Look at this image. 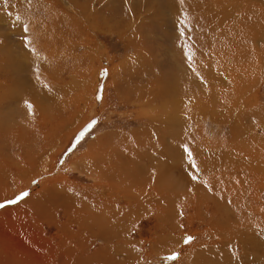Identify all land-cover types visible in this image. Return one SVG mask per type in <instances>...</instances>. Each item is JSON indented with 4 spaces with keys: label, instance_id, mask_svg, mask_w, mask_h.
Returning a JSON list of instances; mask_svg holds the SVG:
<instances>
[{
    "label": "rangeland",
    "instance_id": "obj_1",
    "mask_svg": "<svg viewBox=\"0 0 264 264\" xmlns=\"http://www.w3.org/2000/svg\"><path fill=\"white\" fill-rule=\"evenodd\" d=\"M190 5L191 0H7V5L4 0H0V43L7 44H0V49L6 51L0 52V58L10 54L11 59L24 63L25 58L27 62H31L30 54H33V59L36 56L39 60L37 63L41 62H34L36 71L38 68L46 71L43 72L51 81L55 80V84L64 86L69 93L64 101H70L61 112L62 120H59L57 115V120L49 121L52 125L56 121L51 129L53 136L49 137L50 139L47 137L48 141L44 142L43 137L34 136L33 131L34 124L42 119L37 114L41 106L39 102L32 101L35 115L21 97L16 100L0 98V170L4 169L6 175L7 159H13V153L18 155L23 141L24 148L44 147L47 159L45 164L39 166L42 171L34 178L26 175L33 167L21 169L13 160L14 167L10 171L20 177L23 174L24 176L17 178L12 173L10 176H3L0 181L10 190L18 188L17 193L22 189H29L31 194L50 189L54 181L60 185L69 182L76 186L77 191L83 189L87 194L102 197L105 189L99 186L100 182L80 169H75V164L81 160L85 163L91 153L108 151L111 144H119L118 139L124 136L127 143L123 141L124 145L118 149L119 153L127 149L132 150L135 146L134 152L128 151L131 153L129 159L134 157V160H138L142 155L143 159L138 161L143 166L146 167L149 163L148 166L153 167L150 163L152 161L157 164L150 172L157 168L155 178L162 179L160 183H164L163 186L172 181L169 184L171 191L166 192L162 198L167 213H161L167 216L169 226L172 220L181 222L184 226L183 233L174 226V236L193 232L196 241L187 244L190 245L189 253L208 245L211 241L209 236L203 240L205 244H201V237H197L206 234L204 220L197 218L191 209L183 210L182 191L189 184L190 177L185 179L186 177L180 175L182 178L178 176L179 178L174 179L165 169L166 165L177 166L175 160L184 162L179 167L189 166L187 155L181 148L187 142L196 141L201 144L203 141L205 152L211 149V155L220 156L216 153H221L223 148L227 150L229 143L233 142L231 128L237 123L238 127L245 128L243 130H247V127L249 130L252 126L250 129L264 132L261 127L264 121L258 118V115L264 116V20L253 25L250 34L240 35L234 40L235 46L243 52L242 57L238 55L235 46L233 49L221 45L224 51H220L221 36H228L222 31L213 38L210 37L209 46L202 44L197 51V47L190 43L192 37L188 12H184L187 13L185 20L184 13L181 12L182 8L188 10ZM17 14L21 16V22H29V36L33 40L30 47L35 48V53L29 51L28 46L22 43L21 23L15 21ZM181 20L184 21V29L189 33L186 38L177 41ZM181 44L192 47L194 59L191 66L185 59L187 49L182 53ZM21 49L27 54L22 55ZM232 51L233 54L228 53ZM48 58L52 60L49 61ZM30 64L26 63L27 67ZM3 68L6 70L7 65ZM199 77H203L207 83H202ZM0 81H3L2 78ZM101 85L102 101L96 98ZM3 90L4 87L0 86V95ZM193 92L195 94H192ZM34 116H38V121L33 120ZM226 116H230L232 120ZM94 118L98 123L88 128L87 125ZM81 132L83 136L77 142L76 138ZM130 136L132 139L127 140ZM155 144L159 145L160 152L153 151L156 150L153 149ZM198 147L202 148L199 145ZM174 148L179 151H174ZM118 151L112 150L108 153L118 158L115 155ZM136 154L140 157L137 158ZM156 155L157 158H154ZM101 158L104 160L106 156ZM116 162V159H111V166L114 167ZM100 165L103 166L102 163ZM150 172L144 176L149 177L148 185L153 179ZM251 182L258 184L255 183V188L250 193L254 203L248 204V210H261L262 215L260 214L259 218L264 220V182L254 180L253 176ZM150 188L147 194L151 198L149 206H153L152 202L161 200V196L153 194ZM105 197L113 205H126L125 200L116 195ZM16 204L7 205L10 209L4 210L0 216V226L11 229L8 233L11 238L0 244L14 245L13 247H19L20 250L34 248V233L39 230L46 232L47 225L25 210L11 209ZM130 207L131 205L126 206L124 210L130 211ZM143 209L145 212L140 211L128 216L134 218L139 215L135 220L143 221L141 230L136 229L135 224L126 230L127 233L141 231L138 235L134 233L136 240H147L143 250L148 255L142 264H174L168 259L170 255L153 257L149 253L151 247L159 248L156 231L159 230L157 220L162 214L146 207ZM46 236L57 238L54 229ZM101 243L102 240H97L95 249H99ZM70 244L72 247L73 243ZM179 245L183 247L186 244L180 242ZM185 255L179 261L180 264H187L189 256ZM150 256L152 257L146 260ZM129 261L127 259L125 263L129 264Z\"/></svg>",
    "mask_w": 264,
    "mask_h": 264
},
{
    "label": "bare ground",
    "instance_id": "obj_2",
    "mask_svg": "<svg viewBox=\"0 0 264 264\" xmlns=\"http://www.w3.org/2000/svg\"><path fill=\"white\" fill-rule=\"evenodd\" d=\"M181 12H188V22L192 37L190 43L197 47V51H199L202 44L204 46H209L210 37L213 38L219 31L227 33L228 36L222 35L219 41L220 51L223 53L224 49L221 48V45L234 49L236 44L234 42L235 39L240 35L245 36L250 34L252 26L264 20V0H191L190 8H188V10L182 8ZM185 19H187V17L183 20ZM6 45L7 44L4 46ZM236 49L238 55L242 57L243 52H240L238 47H236ZM22 50L24 49L20 50L22 55L27 54ZM0 52L3 53L6 51L0 49ZM228 53L233 54V51ZM228 53L225 54V57H227ZM30 55L31 62H28L31 64L28 67L27 65L29 63L27 62V58H25L26 62L24 63H22V61L21 63L15 61V58V60L11 59L10 54H7L5 58H0V78L3 80L2 82L0 81V86L4 87L0 98L16 100L21 97L24 101L27 100L31 103L33 100L38 101L41 106L37 114H39L42 119L38 121V116L33 117V120L38 121L33 126V131H35L34 136H42L43 141L47 142V137L51 138V136H53L51 129L54 128L53 125L56 122L54 121L52 125L49 121L57 120L58 116L59 120H62V116H60L61 112L70 102L64 101V98L67 97L69 93L64 86L55 84V80V82L51 81V78L49 79L46 76L47 74L45 75L46 71L43 70L44 73L39 68V71H36L34 62L37 63L39 60L35 58L36 56L33 59V54ZM40 56H42V54ZM248 56H250V54H248ZM199 58L198 60H200ZM6 65L7 68L6 70L3 68L4 71L2 67ZM192 94L195 93L193 92ZM34 108L35 106L32 108V111L36 115ZM32 111L30 112L31 115ZM214 117L215 116H213V118ZM226 117L230 118V116ZM258 118L262 122L264 121V116L258 115ZM232 122L233 121H231V123ZM237 125H239V123L233 125V129L231 128L233 142H228L229 148L227 150L226 148H221L222 152L219 154L216 153L220 156H216L215 154L211 155V149L205 152V144L203 141L201 144H198L196 141L193 143L187 142L196 157L197 163L201 166L199 181L191 180L190 173L192 169L189 166L183 165L179 167V165L184 163L180 160L174 159L177 166L174 165V167H172L170 164V167L166 165L167 169L163 168L168 170V172L172 174H170L171 177L174 179L178 176L181 177L180 175L186 177L185 179L190 177L189 184L184 188V192L182 191L184 198V200H182L183 210L186 211L191 209L197 215V218H202L204 220L206 234L197 237H201V244H205L203 240L207 236H209L211 241L205 247H201L202 249L198 247V249L192 251L193 253H189L190 245L181 247L179 244L182 242L183 236L192 235L193 232L175 237L173 233L174 226H176L179 232L183 233V228L179 227L182 223L173 220L170 226L167 223V216H165L167 213L166 205L164 206L162 198L166 192L171 191L172 187H170L169 184L172 183V181L169 183V178L167 177L168 180H166V182H168H164L169 184L163 186L162 184L164 183H160L162 179L159 180L155 178L152 179V183L148 185V182H150L149 177L144 176L150 172L153 167H157V164L155 165V162L152 161L150 163L154 165L153 167L152 165L148 166L149 163L146 167L143 166L141 162L138 161L143 159L139 151L141 157L136 155L138 156L137 158L140 157V159L134 160V157L133 159H129L128 156H131L130 152L136 150L134 145L132 150L127 149L123 151V153L122 151L119 153L118 149H120V147L122 148V144L124 145L123 141L126 138L124 136L123 138H119L118 136L119 139H117L119 141L117 142L120 143L108 145L110 149H107L108 151L117 150L118 153L116 152L117 154L115 155L118 158H115V156L108 153V151H105V154L103 152H97L96 154H89V158L86 159L85 163H82L83 160H81L75 164V169H80L83 173L93 176L100 182L99 186L105 189L102 197H96L89 193L87 194L83 189H81L82 191H77L76 186L69 184V182L66 185H60L56 184L54 181L50 189L47 188L45 191L42 190L39 194L33 193L11 207V209H22L32 214L35 219L43 221L47 225V229L46 232L39 230V232L36 231L34 233L36 241L34 248L20 250L19 247H13L14 245L6 246L0 244V264H126L125 261L127 259L130 260L129 264H142V261L148 255V253L143 250L147 240H136L137 238H135L136 236H134V233L136 232L138 235L141 231L136 230L134 233H127L126 230L127 228L130 229L133 224L137 225V228L135 227L136 229L141 230L143 221H138L139 219L135 220L139 215H136L134 218L128 216L132 213L144 211L143 207L153 212H163L165 214L163 215L161 213L162 215L157 220L159 230L156 232L159 240L157 246L159 248H150L149 253L152 254L153 257L171 255L173 250H179L181 253L179 259L177 261L170 259L174 264H180L179 261L185 254L189 256L187 264H264V220L259 218L261 210L259 211L257 208H255V210H248V204L253 205L254 203L250 193L254 190L255 183H257L251 182V176H253L256 181L263 180L264 182V132L259 133L258 130L250 129L252 126L249 130L248 127L247 130H243L245 128L241 126L238 127ZM261 127L264 129V124H262ZM219 129L222 130L221 128ZM245 132L247 136H245ZM143 134L145 133L143 132ZM111 137H113V135H111ZM130 139H132V137L127 140ZM25 142L27 143V141ZM131 143L128 144L132 146ZM151 145H153V143H151ZM198 145L202 146V148H199ZM29 149L24 148L23 141L21 143V148L18 149V155L13 153V159H7L8 162L5 163V168L8 170L6 175L4 174V169L0 170V179L3 176H10L12 173L17 178L24 176L23 174V176L20 177L19 174L17 175L13 171H10L12 170L11 168L14 167L12 163L13 160L21 169L27 166L33 167L26 174L30 176V178H34L42 171L39 166H41L42 163L45 164L47 160L45 157L46 150H44V147L39 149V147L35 148V146ZM153 149H156L153 150L154 152H160L159 145L154 146ZM175 149L178 148H174L173 150L175 151ZM101 150L103 151V149ZM206 153L209 156H207ZM101 156H106V158L102 160ZM113 158L119 162H116L114 167L110 164ZM154 158H157V155ZM162 159L164 160V158ZM101 163L103 164L102 167L100 165ZM161 164L163 165V162H161ZM22 173L24 172L22 171ZM161 173H163V171H161ZM150 174L152 175L151 172ZM203 181H207V185L211 186V191L208 190V187ZM148 188H150L153 194L157 193L161 196V200L152 202L153 206H149L151 198H149L147 194ZM189 189L192 191H189ZM17 190L19 189L17 188ZM17 190H10L4 185L3 181H0V202H3L5 199L13 198ZM174 193H176L175 190ZM111 194L121 197L122 200H125L126 205L120 207L117 206V204L113 205V203H110L105 196ZM228 201H231V203L229 204ZM129 205H131V210H124L125 207ZM9 209V206L0 208V216L4 210L7 211ZM147 212L149 211H146V213ZM137 222L139 223L137 224ZM53 229L57 235L56 239L46 236V234H49ZM10 230V228L0 226V242H7L11 238V235H8ZM97 240H102V246L99 249H95L94 247ZM70 243H73L72 247ZM152 256L147 257L146 260L150 259ZM122 258L123 260H121Z\"/></svg>",
    "mask_w": 264,
    "mask_h": 264
},
{
    "label": "snow or ice",
    "instance_id": "obj_3",
    "mask_svg": "<svg viewBox=\"0 0 264 264\" xmlns=\"http://www.w3.org/2000/svg\"><path fill=\"white\" fill-rule=\"evenodd\" d=\"M5 5H7V0H4ZM11 15V14H10ZM185 17L187 16V13H184ZM15 21L17 23H21V27H22V43L25 44L26 46H28V50L31 52H35V48L30 47L33 40L32 38H30L29 36V22L27 21H23L21 22V16L19 14H17L15 16ZM181 27L178 29V36H177V41H181L182 39L186 38V36L188 35L187 31L184 29L183 24L184 21L181 20L180 22ZM181 51L182 53L185 51V49H187L186 55H185V59L186 62L191 66L193 63V52H192V47L191 45H186V44H181ZM37 71H39V69H37ZM107 70H105L106 73ZM198 76L199 74L196 73ZM199 79L202 81V83H207L206 81H204L203 77H199ZM98 100L102 101L103 100V86L101 85L100 88H98L97 90V97ZM26 106L28 107V109H32L33 105L30 101H25ZM98 123L97 119H92L89 124L87 125L88 128L93 127L94 125H96ZM83 136V132L80 133V135L76 138L77 142H79V140L81 139V137ZM183 151L186 153L187 155V161H188V165L189 167L192 169V172L190 173L191 176V180L192 181H199L200 180V171H201V166L200 164L197 163L196 157L193 153V151L191 150V148L189 147V145L187 143H184L182 145ZM72 149L70 148L69 151H71ZM152 177L153 179H155L156 177V173L155 170L153 169L152 171ZM33 183H36V181H33ZM203 183L208 187V190L211 191V186L207 185V181H203ZM189 191H192L191 189H189ZM31 195V192L29 189H22L20 190L18 193L14 194L13 198L10 199H5L3 202H0V208H4L9 204H16L21 200H24L25 198L29 197ZM228 203L230 204L231 201H228ZM180 215H183V212L181 211ZM180 228H183L184 226L181 224L179 225ZM196 239L195 236L193 235H185L182 237V243L183 244H190L192 241H194ZM180 251L179 250H173L171 255L168 257V259H171L173 261H177L180 257Z\"/></svg>",
    "mask_w": 264,
    "mask_h": 264
}]
</instances>
